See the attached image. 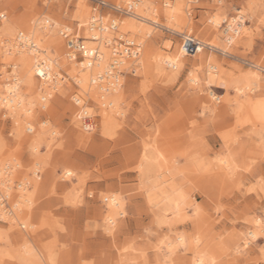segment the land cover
Returning a JSON list of instances; mask_svg holds the SVG:
<instances>
[{
  "label": "rangeland",
  "instance_id": "1",
  "mask_svg": "<svg viewBox=\"0 0 264 264\" xmlns=\"http://www.w3.org/2000/svg\"><path fill=\"white\" fill-rule=\"evenodd\" d=\"M147 1L143 15L156 23L114 16L120 30L141 44L142 55L138 74L123 78L118 90L122 112L107 121L99 96L84 93L67 74L70 63L60 34L85 15L89 21L91 2L0 0V14L6 15L0 33L8 25L17 36L27 35L36 19L49 22L51 32L42 42L52 55L59 53L65 77L47 100L37 88L21 84V95L33 104L28 116L0 106V169L15 166L11 195L0 203L7 212H0V264H199L200 258L203 264H264V223L257 224L264 222V0ZM166 3L178 8L176 20L166 19ZM237 16H243L245 27L234 44L224 42L220 28L211 33L214 17L223 22ZM131 23L150 29L143 44ZM43 25L40 21L41 35ZM183 35L210 42L218 51L203 48V63L185 57ZM12 52L7 56L0 43V95L5 84L25 75ZM174 53L175 68L165 64L158 72L155 57ZM207 62L219 66L213 86ZM249 73L258 75L257 83H246ZM196 75L198 85L191 81ZM211 91L221 98H212ZM204 106L215 114L211 121L197 117ZM82 107L93 117L92 132H84L77 119ZM45 128L54 137L49 133L40 140ZM229 155L228 169L221 159ZM67 170L72 175L65 177ZM34 177L36 184L28 185L31 206L12 211L23 201L20 185ZM4 188L0 185V195ZM112 195L122 200V210L108 220ZM179 236L184 245L177 243ZM171 242L177 244L172 252Z\"/></svg>",
  "mask_w": 264,
  "mask_h": 264
},
{
  "label": "bare ground",
  "instance_id": "2",
  "mask_svg": "<svg viewBox=\"0 0 264 264\" xmlns=\"http://www.w3.org/2000/svg\"><path fill=\"white\" fill-rule=\"evenodd\" d=\"M147 2H148L147 0H140L139 3H135L136 10L139 9L137 11V13L132 16L134 18V20H136L135 22L141 21V22H144L146 24L156 23L153 19H151V17H149V15L148 16L143 15V13L145 12V8L149 9ZM81 3H82L83 8L87 6L85 3H83V2H81ZM112 4L120 6L116 3H112ZM166 4H167L166 6H168V7L171 6L169 3H166ZM142 8H144V10ZM177 12H178V8H176V6L175 7L172 6L168 9H166L165 10L166 19L168 21L176 20L177 16H178ZM241 18H243V16H241ZM85 19H86V15H85ZM85 19H80V26H81L80 28L83 27V30H84L83 36L87 32V29L85 30V28H87V24H88V21H87V23H85L86 22ZM241 20H242V23L240 25L239 34L235 35L233 37L232 43L237 40V38L240 36L241 29L243 27H245V23L243 21L244 19H241ZM40 21H43V24H44L43 26H40V29H42L44 32V34H42V35L39 34V28H38ZM210 23L213 25L212 26L213 30L211 32V33H213L214 31L217 32V30L221 27L223 22H220V19H218L217 17H214L210 21ZM82 24H86V25H84L85 27ZM40 25H41V23H40ZM50 27L51 26H49V22L47 20H43V19L41 20L40 18H38L32 23V27L29 30V33L27 35L20 33L17 36L18 33L15 32L16 36H17L16 38H11V37L7 38V35H13V34L15 35V33H13L14 30L11 27H9L8 25H6L3 28L2 33H0V43L3 45V53H5L7 55L10 53V49L14 48V52H12V53H14V55L16 53V55L19 56V60H18L19 61L18 62L19 67L25 68L24 77L21 79L18 77H15V82H13V83L8 82L9 84H5L3 87L4 92L0 95V106L10 110L11 114H14V111L16 109H20V110L25 111L24 113L27 114L26 116H28L31 113V110H32L31 107L33 106L32 102L30 100H26L21 95V92H20V86L23 82L27 83V87L31 91H33V90L35 91V88H37L36 91H38L40 98L43 100L47 95L51 96V94L54 93V90H57V88L60 86L61 82H63L65 80V77H63V74L60 73V70L62 68H60V60L58 59L59 53L57 54L58 57H57V55L56 56L52 55L51 52L48 50V48L44 47V45H43L44 43L42 42V39H44V37L51 32V30H49ZM65 27H67V26H65ZM118 28H119V24H118ZM130 29L133 32V34L135 35V38L137 37L139 40L142 41V44L146 41V39H145L146 35L149 33V30H150L144 26H141L139 23H131ZM119 30H120V28H119ZM120 32L123 36L124 35L129 36L128 34L122 32L121 30H120ZM86 35L87 36H84V37L86 39H88L89 38L88 32L86 33ZM94 36H96V38L99 40V45H96L94 42L88 40L87 46H89V47H96V46L98 47L99 46L100 47L99 51L102 52V54H103L100 61H98L95 65L94 64L89 65L88 63L77 64L76 62H72V61L67 59V61L70 63V70H71L70 73H67V74L72 77V80H74V82L76 84L83 87L82 90L84 93L89 94V96H91V97L94 95L99 96L101 106H102V108H104V110L106 112L105 118L107 121H109L115 115V114L113 115V113H116V112L119 113L121 111V107H120V104H121L120 101L121 100H120V96L118 95V90L121 87L123 80L121 79L119 81V85H115L114 88H112L108 91L105 90V87H101L98 84V81H96V78L99 77V75H103L106 71H108L112 57H111V53L109 52V50H107L106 47L104 46V41L106 39V35H101V36L94 35ZM17 39H20L22 41V43L17 42ZM218 39H219V37H218ZM222 39H224V38H222ZM201 42L203 43L204 48L207 47L208 49H212V50L216 49L215 45L211 44L210 42H205V41H201ZM224 42H226L225 39H224ZM232 43H231V45H232ZM57 45H58V47L56 48V50H59L61 46H59V44H57ZM180 48H181L182 54L185 57H188L184 53L182 46ZM201 50L199 53H197L196 55H194L192 57L193 58L194 57L200 58V60L203 63V58L201 57V55H202ZM215 51H218V50H215ZM223 52H226V51H223ZM10 54L7 56H10ZM11 55H13V54H11ZM176 57H178V55L175 53L173 55L170 54L167 56H165L163 54L156 56L154 62H155V67H156L157 71L159 72V71L163 70L164 68H166L167 66L170 68L172 65L175 64V58ZM126 63L127 62H124L125 65H126ZM165 64L167 66H164ZM206 66L208 67V74H207L208 78L207 79H208L209 83L212 84V86H213V83L216 82L215 81L216 78L219 77V73H220L219 66H217L216 64H213L212 62H207ZM14 67L16 68V66H14ZM15 68H13V69H15ZM67 70H69V69H67ZM40 72L45 73V76H41ZM15 74H18V73H15ZM37 76L41 77V80H42V82H40V83L38 82L39 83L38 86H36V84H35V78ZM60 76H61V78H59ZM47 77H50V79ZM56 78H57V80H56ZM257 78H258L257 74L249 73V75L246 77V83L248 85L251 82L257 83ZM191 81L194 82V84H196V85L199 84L197 75L194 76ZM210 93H211L212 98H214L215 100L221 98V97H216L212 91ZM17 111H19V110H17ZM87 127L89 129L85 130L81 126V128L84 132H87V133L92 132L95 129V124H89V125H87ZM50 130H51L50 128L43 129L42 134L40 135V140L45 139V136H47L49 133H50V136L55 134V133H51ZM53 137L54 136H52L51 138H53ZM38 146L36 145L33 148L34 151H36V152L39 151ZM229 156L230 157L225 159V160L221 159V161L225 164V167L228 169L231 168L232 163H233V159L231 158V155H229ZM145 162H146V165H149L150 160L148 159V157L145 159ZM42 165H44V162ZM40 166H41V162L39 160L36 161L35 168L33 171V175L35 177H37V172L40 170ZM14 169H15V166H12L8 163H6L4 165V167H1V169H0V185L6 188L5 192H6L7 196L11 195V193L9 194V192L12 191L11 189L13 187L12 186V181H13L12 179L13 178L11 177L12 176L11 174L13 173V175H14ZM69 172L72 173V171H70V170L65 171L64 176L65 177L70 176V175H67V173H69ZM35 177L33 179H31L30 182H27V184L25 183L26 185L23 183L20 185L21 191L19 193H21V194L19 197L21 199H23V201L21 202L22 204L20 203V204H17L14 208L12 207V211H13V209H15V210L16 209L17 210L22 209L23 204H27L26 206H31L32 196L28 195V193H29L28 192V185L30 183L36 184V180H35L36 178ZM32 181H34V182H32ZM21 199H20V201H21ZM0 201H1V197H0ZM108 208H109V214H108L107 219L111 220L117 214L118 209L122 208V200L116 195L110 196L108 198ZM0 212H2V213L5 212V214H7V212L5 211V208H2V209L0 208ZM13 213H15V212H13ZM16 215L18 216V211L16 212ZM9 222H11V221H9ZM21 225L23 228H25V223H22ZM12 228H14V227H12ZM177 243H179L180 245H184L185 244L184 237L179 236L177 239ZM175 244H173L172 242L169 244L171 252L173 251L172 249H173V247H175ZM204 261H205L204 258H200L197 262L199 264H203Z\"/></svg>",
  "mask_w": 264,
  "mask_h": 264
},
{
  "label": "built area",
  "instance_id": "3",
  "mask_svg": "<svg viewBox=\"0 0 264 264\" xmlns=\"http://www.w3.org/2000/svg\"><path fill=\"white\" fill-rule=\"evenodd\" d=\"M91 2L92 14L87 24V32L89 38L86 39L83 36V27L80 28L78 22L76 27H63L60 30V34L65 41L67 49V59L76 62L77 64L95 65L102 58L103 54L97 47L87 46V41H92L96 45H99V40L94 35H106L104 46L111 53V62L103 75H99L96 78L98 84L101 87H105V90H110L119 85V81L126 76H136L141 69V54L142 47L138 42L129 36H123L118 28L119 20L114 16H133L136 14L135 3H139L140 0H125L124 7L117 6L105 0H88ZM6 15L0 14V19H4ZM241 16L236 18L225 19L220 27L222 35L227 42L231 45L232 39L235 35L239 34L240 25L242 23ZM82 29V30H81ZM17 42L22 41L17 39ZM182 48L186 56L192 57L200 52L204 48L203 43L193 35L182 36ZM210 48V47H209ZM209 51H215L205 48ZM221 54H227L220 51ZM124 62H127L126 65ZM172 68H175L172 66ZM41 78V77H39ZM76 104V100H75ZM76 106H78L76 104ZM80 125L83 129L88 130L87 125L94 124L93 117L85 115L80 118ZM0 203L6 202L8 197L6 194H1Z\"/></svg>",
  "mask_w": 264,
  "mask_h": 264
},
{
  "label": "snow or ice",
  "instance_id": "4",
  "mask_svg": "<svg viewBox=\"0 0 264 264\" xmlns=\"http://www.w3.org/2000/svg\"><path fill=\"white\" fill-rule=\"evenodd\" d=\"M40 75L45 76V73L40 72ZM47 78L50 79V77H47ZM148 87H149V85L146 84L144 90L147 91ZM47 99L48 98L45 97V100H47ZM76 104L81 105V101L78 97L76 98ZM45 107H47L46 104H45ZM89 114H90L89 111L86 108L82 107L81 110H79L77 113V119H79L82 116L89 115ZM214 115H215L214 112L210 108H208L207 106H204V108L202 110H200V109L197 110V117L198 118L204 117L205 120H208V121H211L214 118ZM201 123H204V121L202 120ZM29 130H32L30 126H29ZM67 175H72V173L69 172V173H67ZM261 223H264V222L257 221V224H261ZM253 238H255V237L253 236ZM245 247H247V245H245ZM240 264H245V262L241 261Z\"/></svg>",
  "mask_w": 264,
  "mask_h": 264
}]
</instances>
